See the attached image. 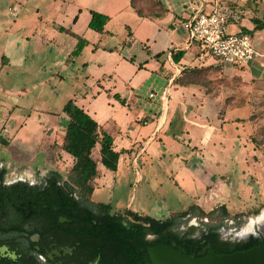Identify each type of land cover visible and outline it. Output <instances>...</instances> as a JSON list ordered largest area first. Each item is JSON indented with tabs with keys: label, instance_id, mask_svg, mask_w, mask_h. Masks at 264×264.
Returning a JSON list of instances; mask_svg holds the SVG:
<instances>
[{
	"label": "crops",
	"instance_id": "0c3cea01",
	"mask_svg": "<svg viewBox=\"0 0 264 264\" xmlns=\"http://www.w3.org/2000/svg\"><path fill=\"white\" fill-rule=\"evenodd\" d=\"M90 1H95V4L91 6ZM159 1L160 11L139 16L131 0H50L53 9L49 16L59 14L63 7L68 8L72 15L70 25L53 21L51 25L57 32L53 31L51 38L37 37L36 46L44 49L49 44L55 45L61 61L63 58L68 62L73 61V57H82L84 73L76 78V89L67 94V100L72 99L89 114L97 122L99 131L112 136V147L119 152L117 168L110 171L99 161L100 143H95L97 148L93 155L91 150V157L97 163V175L91 180L93 191L90 199L93 202H100L93 197L95 188L112 182L110 172L120 173L129 164L137 167L139 162H142V172H146L145 165L157 160L158 167L162 164L168 168L166 175L171 183L190 194L192 202L187 208L196 205L208 212L225 204L229 210L232 206L228 201L218 200L221 190L227 188V177H234L231 172L234 160L247 155L249 149L256 153L254 148H257L251 146L248 136L253 126L250 113L254 107L248 100L238 101L237 97L220 91L222 87L219 88L218 77L222 71H229L231 75L240 77L241 84H250L252 79H260L262 83L264 69L260 67L263 66L264 47L259 48L261 44L255 42V35H264V30L252 34L255 48L262 57L247 66L238 67L244 68L242 70L234 68L237 66H222L205 54L198 43L189 42L188 32L183 26L194 10L203 8L208 12L216 0ZM224 1L236 4L233 9L223 3L232 16L229 26L239 27L231 32L251 30V18H260L264 14V0H255L249 5L245 0ZM90 10L109 17L102 32H93L88 27ZM60 26L67 32H60ZM68 31L86 41L77 55L72 53L77 38ZM136 41L141 44L144 54L140 51L130 53ZM12 64L11 57L3 52L0 55V78L3 70ZM147 79L160 89L159 97L142 104L136 91ZM0 92L3 95L0 97V160L27 170L37 158L35 165L42 169L46 153L53 151L54 144H61L65 136L69 118L62 111V106L67 100L58 110L33 104L30 112L22 116L18 113L22 111L21 105L16 100L10 104L9 97L19 92L12 87H0ZM151 93L152 97L149 96ZM114 94L125 101L124 105L108 97ZM149 94V98H155L153 90ZM257 104L260 108L259 102ZM9 121H14L11 127H7ZM177 150L184 151L187 156L180 162L177 161ZM58 151L70 161V169L72 156L64 148ZM173 154L175 156L171 159ZM174 163H177L175 169L172 168ZM136 172V182L141 183L138 170Z\"/></svg>",
	"mask_w": 264,
	"mask_h": 264
},
{
	"label": "rangeland",
	"instance_id": "374dc122",
	"mask_svg": "<svg viewBox=\"0 0 264 264\" xmlns=\"http://www.w3.org/2000/svg\"><path fill=\"white\" fill-rule=\"evenodd\" d=\"M223 1L220 2L222 6H224L223 3L233 9L236 6L235 3ZM254 1L245 0L244 2L249 5ZM132 3L136 9L146 15L160 11L161 3L159 0H132ZM89 4L92 6L95 1H90ZM52 9L50 0H0V55L5 52L13 60V64L3 70L0 87H12L19 92V94L9 97L11 99L10 104L16 100L21 105L22 111L18 113L22 116H26L30 112L33 104L47 105L46 107H50L52 110H58L67 100V94L72 93V89H76V85L74 86L76 78L81 77L84 73L81 66L82 57H73V61L68 62L63 58L61 61V55L55 45L49 44L44 49L36 46L37 37H45L46 39L53 37V31L56 29L51 25L53 21L65 26L70 25L72 15L68 8L63 7L59 14L53 13L52 16H49ZM236 28L239 27L237 25L229 26V31ZM92 36L88 35L91 38ZM255 42L261 44L259 48L264 47V35H255ZM35 50L39 51L36 52ZM138 51L142 54L145 52L141 48V44L136 41L132 45L130 53L136 54ZM56 60L59 63H56ZM261 61L263 66L260 68L263 70L264 57ZM217 67L220 68L219 65ZM221 74L218 77L219 88L222 87L220 91L226 92L231 97H237L238 101L240 99L248 100L249 105L254 107L250 113L253 126L248 136L251 146L255 145L257 148H254L256 153H252L249 149L247 155L243 154L241 158L234 160V165L231 167L234 177L231 178V175L227 177V188L221 190V198L218 200L228 201L231 204L232 207L229 208V211L232 214V220L236 222L238 227L222 229V236L239 240L235 237V233L239 232L240 234L244 224L256 218L264 210V107L259 108L257 106L258 102L263 103L264 100V75L261 79L262 83H260V79H252L250 84H241L238 75H231L232 73L229 71H222ZM152 90L156 93L155 98L148 97ZM159 91L160 89L147 79L139 86L136 93L142 104H148L157 100ZM0 97H3L1 92ZM13 122H7V127H11ZM68 137L62 138L63 147L60 143V145L54 144L52 146L53 151L46 153L45 158H43V168L40 170L57 169L61 177L66 178V183L72 185L68 179L70 161L58 151L69 144ZM1 145L3 144L1 143ZM244 146L246 145L244 144ZM96 148L93 149V154ZM176 152L179 155L178 162L181 161L182 157H187L184 151L177 150ZM174 156L175 154L171 155V159ZM157 164V160L146 164V172H142V162H139L137 167L129 164L127 169L120 173L110 172V178L113 177L112 182L109 185L96 187L93 194L94 199L110 204L112 210L131 208L158 219L186 209L192 202L190 194L174 186L167 178L168 168L162 164L158 167ZM14 166L16 165L11 164L10 170ZM175 166L177 163H174L172 168L175 169ZM98 170H101V167H98ZM136 170L139 172L141 183L136 182ZM159 183H161L160 186ZM255 210H258L257 215ZM199 221L200 219L193 217L187 222V225H197ZM231 222L230 220L227 224H232ZM258 230L255 224L253 231L256 233ZM147 238L153 239L154 237L148 235Z\"/></svg>",
	"mask_w": 264,
	"mask_h": 264
},
{
	"label": "trees",
	"instance_id": "16d2710c",
	"mask_svg": "<svg viewBox=\"0 0 264 264\" xmlns=\"http://www.w3.org/2000/svg\"><path fill=\"white\" fill-rule=\"evenodd\" d=\"M131 5L136 13L142 16L141 12L133 5L132 0ZM108 19L106 14L90 10L88 27L95 32H102ZM251 22L253 28L251 30L243 29L242 32L248 33L252 37L254 31L264 30V14L260 18H251ZM58 30L67 32L62 26L58 27ZM69 33L77 38V43L72 51L74 55H77L86 41L72 32ZM108 97L117 99L122 105L125 103L118 94L108 95ZM259 104L263 108L264 100ZM62 111L69 118L65 131V138L69 136V144L64 149L73 159L68 173V179L72 185L66 184L70 189L69 193L60 190L57 205L50 201L42 202V215H50L55 221L59 215L84 217L86 223L91 226L89 231L101 233L106 241H111V246L115 248L113 255L121 256L126 261L137 264H149L147 246L159 243L172 246L175 250L194 257L203 256L210 250L217 254H226L260 244V237L249 236L246 239L238 240L222 236V229H226V227L238 228L225 204L208 212L196 205H191L184 211L164 219H156L130 209L113 212L110 204L93 202L90 199L93 191L91 180L97 175V163L91 157V150L93 155L95 143H100L99 161L110 171H115L117 168L119 152L112 147V136L102 130L99 131L97 122L72 99L64 103ZM72 193L74 196L71 195ZM255 214H258V210H255ZM193 217L200 219L199 224L187 225V222ZM230 220L232 224L228 225ZM148 235H152L154 238L148 239Z\"/></svg>",
	"mask_w": 264,
	"mask_h": 264
},
{
	"label": "flooded vegetation",
	"instance_id": "af4514ba",
	"mask_svg": "<svg viewBox=\"0 0 264 264\" xmlns=\"http://www.w3.org/2000/svg\"><path fill=\"white\" fill-rule=\"evenodd\" d=\"M36 161L28 170L15 166L10 170L0 160V264H137L113 255L111 241L89 231L84 217L59 215L55 221L42 215V202L57 205L60 190L70 189L57 169L42 171ZM245 226L237 236L251 233L242 232ZM257 237L264 244V234Z\"/></svg>",
	"mask_w": 264,
	"mask_h": 264
},
{
	"label": "built area",
	"instance_id": "2783aa9c",
	"mask_svg": "<svg viewBox=\"0 0 264 264\" xmlns=\"http://www.w3.org/2000/svg\"><path fill=\"white\" fill-rule=\"evenodd\" d=\"M231 18L230 10L216 0L208 12L203 8L194 10L183 26L188 32L189 42L198 43L201 50L220 65L247 66L262 54L256 50L253 38L248 33L228 30Z\"/></svg>",
	"mask_w": 264,
	"mask_h": 264
},
{
	"label": "water",
	"instance_id": "95a60500",
	"mask_svg": "<svg viewBox=\"0 0 264 264\" xmlns=\"http://www.w3.org/2000/svg\"><path fill=\"white\" fill-rule=\"evenodd\" d=\"M260 234H264V228L243 237L235 233V237L241 239L257 237ZM147 254L151 264H264V244L226 254H217L210 250L203 256L194 257L181 253L172 246L159 243L147 246Z\"/></svg>",
	"mask_w": 264,
	"mask_h": 264
},
{
	"label": "bare ground",
	"instance_id": "6f19581e",
	"mask_svg": "<svg viewBox=\"0 0 264 264\" xmlns=\"http://www.w3.org/2000/svg\"><path fill=\"white\" fill-rule=\"evenodd\" d=\"M255 224L258 226L259 230H261V225L264 224V210L259 214L257 215L256 218H254L253 220H250L245 228L243 229V233L246 234L248 232H251L253 233V227L255 226Z\"/></svg>",
	"mask_w": 264,
	"mask_h": 264
}]
</instances>
